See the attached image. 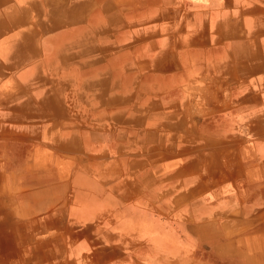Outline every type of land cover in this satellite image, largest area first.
<instances>
[{"label":"crops","instance_id":"1","mask_svg":"<svg viewBox=\"0 0 264 264\" xmlns=\"http://www.w3.org/2000/svg\"><path fill=\"white\" fill-rule=\"evenodd\" d=\"M262 18L263 0H0V264H147L137 230L200 202L264 245Z\"/></svg>","mask_w":264,"mask_h":264},{"label":"rangeland","instance_id":"2","mask_svg":"<svg viewBox=\"0 0 264 264\" xmlns=\"http://www.w3.org/2000/svg\"><path fill=\"white\" fill-rule=\"evenodd\" d=\"M257 23L261 26L258 31L264 35V18L259 19ZM57 103L59 102L55 103V113L57 116H62L66 108ZM68 111H71L73 115L78 114L72 106ZM76 118L78 119V117ZM116 141L112 142L108 138L104 141L103 146L112 148L118 145ZM76 142L83 143L81 139H76ZM85 142L86 140H84ZM95 142L92 138L88 139L87 145ZM171 174L172 179L185 175L181 171ZM189 193L192 196V194H198L199 190L193 193L190 189ZM172 196L175 195H170L169 198H174ZM176 200L179 201L164 202L162 206L168 210L174 205L183 203V206H187L189 204L186 198L177 197ZM93 207L105 209L104 212L113 210L112 204L106 201L93 204L91 208ZM198 207L199 210L195 212L194 217H191L193 214L191 207H189V211L185 208L180 216H178L179 210L171 212L166 218L152 215L150 227H148L150 234L144 228L137 230L136 237H146L147 242L151 245L150 250H145L153 254L148 255L147 264H255V249L259 246L263 248L264 245L257 244L252 241L254 239H250L253 236L250 235L252 226L250 224L247 226L246 223L242 224L239 218L208 217L206 203L200 202ZM106 217L105 213L104 219H107ZM136 221L138 222V219ZM260 228H264V221L260 224ZM145 251L142 250L144 257Z\"/></svg>","mask_w":264,"mask_h":264}]
</instances>
